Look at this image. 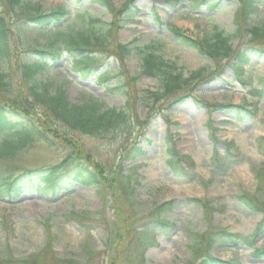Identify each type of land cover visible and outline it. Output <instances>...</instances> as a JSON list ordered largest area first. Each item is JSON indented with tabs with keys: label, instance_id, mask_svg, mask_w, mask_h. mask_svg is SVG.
<instances>
[{
	"label": "rangeland",
	"instance_id": "374dc122",
	"mask_svg": "<svg viewBox=\"0 0 264 264\" xmlns=\"http://www.w3.org/2000/svg\"><path fill=\"white\" fill-rule=\"evenodd\" d=\"M6 1L0 0V6L11 10ZM25 1L48 10L62 5L78 12L77 8L87 7L100 14L102 22H111V17L90 6L89 0ZM164 1L139 0L137 4L147 10L157 7L155 13L163 16L165 23L171 22L195 38L219 31L229 34L233 30V16L238 7L235 1L223 3V7L211 15L207 10H204L205 15L182 14L180 10L171 12ZM123 2L113 0L115 6ZM187 2L193 3L192 0ZM165 9L171 14L167 15ZM94 18L91 15V19ZM138 20L120 32L113 30L108 36L111 45L102 51L104 57L119 51L118 44H128L133 50L123 62L118 63L113 58L109 61L110 68L117 70L108 74L109 92L92 80L76 81L77 75L70 73L71 63L66 58L55 66V71L51 67V79L64 86L69 101L80 104L99 99L106 109L125 108L121 92L111 89L112 82H118L121 76L132 101L140 98L139 104L132 106L133 116L139 122L134 119L132 135L114 141L113 134L97 139L70 133L52 119L37 117L44 138L53 146L34 142L33 147L17 152L11 160H1L0 174H19L27 169L53 166L74 156L77 159L74 161L89 164L101 182L97 190L93 186L78 185L70 196L63 193L51 202H43L35 193L14 197V202L1 197L0 264H202L214 258L236 264H264L261 254L264 236L249 239L252 244L255 241V248L244 244L231 247L217 236L221 230L239 239L251 236L264 217V95L257 94L261 90L264 68L256 71L252 88L240 85L224 93L225 82L233 78V74L224 69L228 60L213 62L200 58L195 52L176 46L169 35L164 37L166 42L156 45L185 76L201 74L191 91L194 97L209 104L235 103L256 111L255 117L243 122L215 114L214 127L219 128L215 137L220 142L216 145L206 126L207 109L192 97L175 109L177 113L170 126L160 117L166 104L150 107L152 102L147 93L154 92L157 84L142 74L141 57L161 32L155 30L156 18L150 11ZM92 24L87 19L76 18L69 27L87 29ZM20 35L12 33L10 39L13 99L26 92L20 68L21 54L31 47H44L51 42L49 37L27 30V43L23 46L20 40L24 37ZM239 44L235 41L234 48ZM220 70L222 74L217 73ZM213 78L215 81H203ZM1 97L9 99L6 95ZM169 130L175 134L173 140L178 141L175 145L178 154L189 157L187 161H170L167 155L172 148L167 137ZM144 132L151 143L145 147L138 140L144 148L143 155H129L132 143ZM225 142L234 147H228ZM214 146L221 152L219 161L224 164L221 172L212 165ZM227 151L228 163H225L223 154ZM136 162L138 165L134 164ZM177 168L180 171H176ZM245 195L253 200L257 209L244 205L242 196ZM166 203H174L171 211ZM85 212L91 213V218L86 217ZM163 221L171 226L162 233L159 227Z\"/></svg>",
	"mask_w": 264,
	"mask_h": 264
},
{
	"label": "trees",
	"instance_id": "16d2710c",
	"mask_svg": "<svg viewBox=\"0 0 264 264\" xmlns=\"http://www.w3.org/2000/svg\"><path fill=\"white\" fill-rule=\"evenodd\" d=\"M93 1L109 12L114 13L115 8L109 0ZM6 2L13 14L16 17H20L22 21L26 20L32 24L45 26L51 32H54L53 26L60 24L67 17L68 11L63 8L53 14H43L41 7H34L31 3L25 4L23 0H7ZM261 2L262 0L242 1L241 12L238 13L237 19H235V33L230 35V37H223L222 34H218L212 41L207 39L193 41L181 34L180 30L173 29L172 33H175V41L181 47L197 52L199 56L211 58L226 57L233 52L232 41L237 40L242 33L241 30H243L246 33L245 37H247V43L245 44L247 48L246 51L236 52L237 54L234 58L244 62L255 52L257 54H259V51L264 52V19L259 21H254L253 19V14L259 12L257 5ZM129 12L133 13L134 10ZM242 16L244 17V22L240 23L238 18ZM10 18L11 12L9 8L0 6V137L4 133L6 136H10L9 139L7 138L6 141L1 143L0 161L11 160L14 154L22 152L29 146L32 147V144L39 140H45L49 145H52L46 137L44 138V134L39 128L40 124H37L34 119L35 110L36 112L39 110V115L44 117L45 120L52 118L56 123L61 124L65 131L70 133L97 139H105L113 134L114 141H118L122 136L130 132L133 118L135 117H133L132 112L134 101H132V98L130 99L128 93H126V96L129 101L125 109L119 111L103 108L101 102L94 99L88 100L83 104H72L66 92L61 88L52 93L49 91V87L41 89L42 87L35 83V75L49 66L48 63L40 59L42 53L39 51L30 52L31 50H28L27 54L23 53L20 56L21 74L25 80L27 92L26 94H21V96H15V100L11 98L14 97V90L10 78L11 70L9 69L13 59L10 38L11 33L15 31L17 33L23 32V27L12 23ZM64 31L60 29L59 32L54 34L55 37L62 38L64 42L60 49L54 44L58 49V52L56 51L57 53H55L56 56L59 57L62 51L67 50L73 59L83 66L85 73L97 70L95 64L98 63V58L94 55V50L101 47L104 41H101L98 37L76 34L71 31L69 38L64 40L62 36ZM22 42L24 43V41ZM31 58L34 59L33 62L28 61ZM144 63L145 72L152 77H157L159 81L158 92L151 95L153 106L165 101L167 97L187 86L189 81L195 79V76L191 77L189 81L184 79L183 74L178 73L173 64L166 62L160 56L147 57ZM2 95L9 96V99L3 100ZM74 159L77 160L74 156H69L66 162L58 166L31 170L21 173L17 177L12 172L0 175V183H4V186H1V192H4L9 197L13 194L20 195L23 192L35 191V189H39V192L45 190L53 192L62 189L63 186L60 181L64 182L65 186H70L73 180L98 185L100 183L99 175L93 174L89 164L74 161ZM1 167L3 166L0 165ZM68 181L69 183H67ZM40 184L43 186H40ZM242 197L245 198V200L243 199L245 205L257 209L256 204L251 202L253 201L251 198L247 195ZM217 236L222 241H226V237L231 240L236 239V237L228 236L224 232ZM203 264L223 263L213 260L206 261Z\"/></svg>",
	"mask_w": 264,
	"mask_h": 264
}]
</instances>
